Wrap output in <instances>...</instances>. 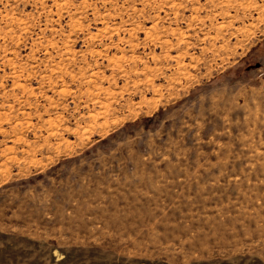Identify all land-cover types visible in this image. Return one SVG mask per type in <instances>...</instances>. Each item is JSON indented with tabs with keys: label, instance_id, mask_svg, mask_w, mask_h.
I'll use <instances>...</instances> for the list:
<instances>
[{
	"label": "rangeland",
	"instance_id": "374dc122",
	"mask_svg": "<svg viewBox=\"0 0 264 264\" xmlns=\"http://www.w3.org/2000/svg\"><path fill=\"white\" fill-rule=\"evenodd\" d=\"M263 84L264 0H0V264H264Z\"/></svg>",
	"mask_w": 264,
	"mask_h": 264
},
{
	"label": "bare ground",
	"instance_id": "6f19581e",
	"mask_svg": "<svg viewBox=\"0 0 264 264\" xmlns=\"http://www.w3.org/2000/svg\"><path fill=\"white\" fill-rule=\"evenodd\" d=\"M191 7H192V6H191ZM156 27H157V26H156ZM175 31H176V30H175ZM175 31H174V32H175ZM156 33H157V32H156ZM158 36H159V35H158ZM160 37H161V36H160ZM156 39H157V38H156ZM200 39H201V38H200ZM163 42H164V41H163ZM170 42H171V41H170ZM184 45H185V44H184ZM175 49H176V48H175ZM178 56H179V55H178ZM197 59H198V58H197ZM197 59H196V60H197ZM100 102H101V101H100ZM56 256L58 257V258H57V261L61 260L62 257H61V255L58 254L57 252H56Z\"/></svg>",
	"mask_w": 264,
	"mask_h": 264
},
{
	"label": "built area",
	"instance_id": "2783aa9c",
	"mask_svg": "<svg viewBox=\"0 0 264 264\" xmlns=\"http://www.w3.org/2000/svg\"><path fill=\"white\" fill-rule=\"evenodd\" d=\"M261 88H262V90L264 91V84L262 85V87H261Z\"/></svg>",
	"mask_w": 264,
	"mask_h": 264
}]
</instances>
